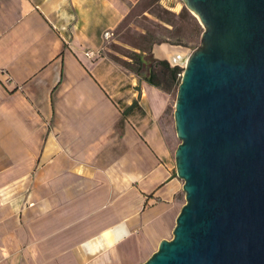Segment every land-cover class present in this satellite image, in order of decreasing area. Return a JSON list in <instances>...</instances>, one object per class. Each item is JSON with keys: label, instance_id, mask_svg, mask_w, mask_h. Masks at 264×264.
<instances>
[{"label": "crops", "instance_id": "1", "mask_svg": "<svg viewBox=\"0 0 264 264\" xmlns=\"http://www.w3.org/2000/svg\"><path fill=\"white\" fill-rule=\"evenodd\" d=\"M137 1L0 0V264H141L172 237L167 94L103 37Z\"/></svg>", "mask_w": 264, "mask_h": 264}, {"label": "water", "instance_id": "2", "mask_svg": "<svg viewBox=\"0 0 264 264\" xmlns=\"http://www.w3.org/2000/svg\"><path fill=\"white\" fill-rule=\"evenodd\" d=\"M203 31L181 52L175 173L185 202L141 264H264V0H182ZM155 45L154 49L156 48Z\"/></svg>", "mask_w": 264, "mask_h": 264}, {"label": "rangeland", "instance_id": "3", "mask_svg": "<svg viewBox=\"0 0 264 264\" xmlns=\"http://www.w3.org/2000/svg\"><path fill=\"white\" fill-rule=\"evenodd\" d=\"M202 31L201 24L188 11L182 0H138L123 21L112 31L114 34L106 45V52L115 62L130 69L138 66L136 63L132 65L127 63L132 62L133 52L150 55L152 59H160L155 54L154 47L167 43L183 46L190 52L199 45ZM179 67L183 69V65ZM176 91L174 89L166 92L169 105L164 117L173 149L179 143L174 132L173 118ZM182 195L185 202L184 191Z\"/></svg>", "mask_w": 264, "mask_h": 264}, {"label": "trees", "instance_id": "4", "mask_svg": "<svg viewBox=\"0 0 264 264\" xmlns=\"http://www.w3.org/2000/svg\"><path fill=\"white\" fill-rule=\"evenodd\" d=\"M131 61L127 63L138 65L137 67H131L136 74L142 75L149 84L155 85L167 93L176 89L181 80L179 74L182 69L179 66H170L166 60L152 59L150 55L133 52ZM144 67L145 72H143Z\"/></svg>", "mask_w": 264, "mask_h": 264}, {"label": "bare ground", "instance_id": "5", "mask_svg": "<svg viewBox=\"0 0 264 264\" xmlns=\"http://www.w3.org/2000/svg\"><path fill=\"white\" fill-rule=\"evenodd\" d=\"M155 54L158 57L167 58L170 60H179L181 58V52L175 48H166L165 46L158 45L154 49Z\"/></svg>", "mask_w": 264, "mask_h": 264}, {"label": "built area", "instance_id": "6", "mask_svg": "<svg viewBox=\"0 0 264 264\" xmlns=\"http://www.w3.org/2000/svg\"><path fill=\"white\" fill-rule=\"evenodd\" d=\"M104 34H103V37H104V39L106 40V41H108V39H110L112 36H113V32H111L110 30H108V31H104L103 32ZM94 53H96V52H92V51H88V52H85V55H94Z\"/></svg>", "mask_w": 264, "mask_h": 264}]
</instances>
